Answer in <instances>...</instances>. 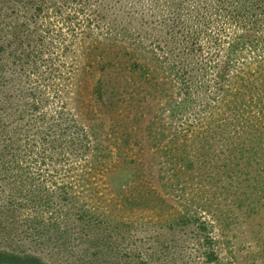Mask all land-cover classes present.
<instances>
[{"label":"trees","instance_id":"trees-1","mask_svg":"<svg viewBox=\"0 0 264 264\" xmlns=\"http://www.w3.org/2000/svg\"><path fill=\"white\" fill-rule=\"evenodd\" d=\"M78 50L108 110L131 84L102 74L129 57L126 74L149 87L142 103L163 101L171 125L165 135L151 121L145 138L179 170L222 174L243 186L241 205L264 194V0H0V264H149L162 252L79 199L111 168L72 107ZM124 163L111 180L129 179ZM213 221L195 210L165 227L193 233L200 264H223Z\"/></svg>","mask_w":264,"mask_h":264},{"label":"rangeland","instance_id":"rangeland-1","mask_svg":"<svg viewBox=\"0 0 264 264\" xmlns=\"http://www.w3.org/2000/svg\"><path fill=\"white\" fill-rule=\"evenodd\" d=\"M128 58L126 55L111 57V69L102 74L109 86H117V83L123 86L124 80L131 84L123 94L126 101L108 110L99 106L86 89V86L92 87L98 76L96 68L89 74L81 50L75 55L74 79L82 88L71 96L72 107L92 130L93 141L111 168L107 174L109 184L101 173L93 174L85 190L79 192H82L79 199L87 210L113 223L133 225L131 236L141 240L145 249L160 247L162 252L149 264H200L199 258L193 255V233L176 229L169 232L165 227L173 219L195 210L214 220L212 226L223 264H264V194L260 199L254 198L247 205H241L239 197L244 193L243 186L236 182L229 184L222 174L210 169L200 171L208 174L207 179H198L196 174L176 167L175 157L170 155H174L173 152L150 145L145 133L151 121L156 126H164L165 135L171 125L165 115L164 121L158 120L163 101L150 99L146 105L142 103V95L147 96L149 87L141 79L139 89V76L126 74L124 66ZM122 137L126 141H122ZM123 162L124 167L129 168L126 169L129 179L125 182L114 176L111 180L110 175L116 174ZM251 183L254 186L257 182L251 179ZM125 236L121 244L132 247L128 239L130 233ZM50 260L53 264H61L53 258Z\"/></svg>","mask_w":264,"mask_h":264}]
</instances>
